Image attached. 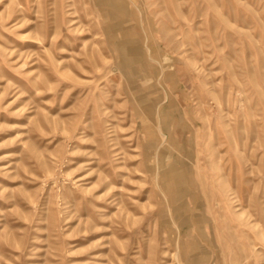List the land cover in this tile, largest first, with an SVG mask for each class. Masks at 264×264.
I'll list each match as a JSON object with an SVG mask.
<instances>
[{
  "label": "rangeland",
  "instance_id": "1",
  "mask_svg": "<svg viewBox=\"0 0 264 264\" xmlns=\"http://www.w3.org/2000/svg\"><path fill=\"white\" fill-rule=\"evenodd\" d=\"M0 264H264V0H0Z\"/></svg>",
  "mask_w": 264,
  "mask_h": 264
}]
</instances>
